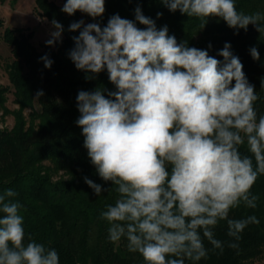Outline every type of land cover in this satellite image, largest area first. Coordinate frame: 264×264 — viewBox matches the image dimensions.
I'll return each instance as SVG.
<instances>
[{
	"label": "clouds",
	"instance_id": "obj_1",
	"mask_svg": "<svg viewBox=\"0 0 264 264\" xmlns=\"http://www.w3.org/2000/svg\"><path fill=\"white\" fill-rule=\"evenodd\" d=\"M161 3L189 17L221 18L232 29L252 24L264 31V15L238 11L235 0ZM61 10L95 19L103 16L105 0H66ZM135 19L146 27L118 14L103 28L83 20L69 26L79 30L69 52L75 67L95 74L106 69L116 88L107 97L99 88L80 91L76 124L91 164L118 193L101 213L110 225L109 240L126 238L128 251L139 253L145 264L200 261L207 256L205 239L223 248L213 232L220 221L237 241L246 226L259 224L254 215L237 220L229 213L241 204L257 207L252 189L264 176V115L258 118L259 97L230 44L218 53L221 62L206 50L178 44L166 25L157 29L139 7ZM52 25L48 46L63 33L58 21ZM250 54L260 59L256 47ZM41 59L51 67L47 56ZM85 183L97 196L104 190L87 177ZM14 196L11 189L0 194V264H60L55 249L30 236L26 242L22 206L10 199Z\"/></svg>",
	"mask_w": 264,
	"mask_h": 264
},
{
	"label": "trees",
	"instance_id": "obj_2",
	"mask_svg": "<svg viewBox=\"0 0 264 264\" xmlns=\"http://www.w3.org/2000/svg\"><path fill=\"white\" fill-rule=\"evenodd\" d=\"M65 2L58 5L52 0H35L38 16L51 24L55 19L63 26L56 49L45 46L38 50L31 42L33 32L29 29L7 27L3 31L2 39L12 59L5 66L9 87L0 84V194L8 189L16 193L10 199L22 206L19 212L24 218L26 242L30 236L46 248L55 249L60 264H88L89 260L92 264H145L139 253L128 251L126 238L115 243L109 240L110 225L101 217L108 205L115 204L118 193L111 182L100 178L83 146L82 128L76 124L80 116L77 95L99 88L107 97V92L116 88L106 69L95 74L75 67L69 52L75 47L72 37L78 36L79 30L69 31V26L83 20L85 25L98 23L103 28L118 14L143 29L146 26L135 19L139 7L144 16L155 21L157 29L166 25L178 44L186 42L187 47L206 50L221 62L223 57L218 53L228 43L259 97L254 105L258 118L264 115V31H257L252 24L247 30L232 29L221 18L209 17L206 21L179 10L172 12L161 0H105L103 16L95 19L80 11L74 15L64 13L61 9ZM235 4L245 14L264 15V0H235ZM157 13L162 15L158 18ZM260 24L264 27V20ZM252 47L257 48L259 60L252 58ZM44 56L53 62L50 68L45 67L41 59ZM10 88L17 105L13 110L5 105ZM38 91L43 95L37 98ZM7 115L13 118L10 128L3 126ZM241 151L247 154L246 147ZM85 177L101 185L104 190L100 196L85 183ZM252 192L259 196L257 207L241 204L230 211L229 218L254 215L259 224L246 226L237 241L227 235V222L220 221L213 232L223 248H214L205 239L207 256L200 261L186 260L185 264H248L262 256L264 176L258 178ZM230 243L238 247L232 248Z\"/></svg>",
	"mask_w": 264,
	"mask_h": 264
},
{
	"label": "rangeland",
	"instance_id": "obj_3",
	"mask_svg": "<svg viewBox=\"0 0 264 264\" xmlns=\"http://www.w3.org/2000/svg\"><path fill=\"white\" fill-rule=\"evenodd\" d=\"M58 5H62V0H52ZM0 19L3 25L0 26V84L9 87L7 79V73L5 66L11 61V51L8 45L3 41L2 34L5 28H25L33 32L31 39L32 44L38 49L43 50L46 41L51 39L50 33L54 31L53 25L45 18L38 16L35 10V0H0ZM61 39L58 40L50 48L56 49ZM6 107L9 110L17 108V105L13 102L12 89H9L7 93ZM37 109L38 106L36 105ZM29 110L25 111V115H28ZM13 124V118L11 115H7L4 119L3 126L10 128ZM88 264H92L90 260ZM248 264H264V252L262 256L249 262Z\"/></svg>",
	"mask_w": 264,
	"mask_h": 264
}]
</instances>
